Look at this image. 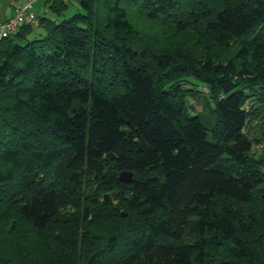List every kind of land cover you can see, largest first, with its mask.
<instances>
[{
  "label": "trees",
  "instance_id": "trees-1",
  "mask_svg": "<svg viewBox=\"0 0 264 264\" xmlns=\"http://www.w3.org/2000/svg\"><path fill=\"white\" fill-rule=\"evenodd\" d=\"M49 1L0 39V264H264V0Z\"/></svg>",
  "mask_w": 264,
  "mask_h": 264
},
{
  "label": "rangeland",
  "instance_id": "rangeland-1",
  "mask_svg": "<svg viewBox=\"0 0 264 264\" xmlns=\"http://www.w3.org/2000/svg\"><path fill=\"white\" fill-rule=\"evenodd\" d=\"M1 1H3V0H0V3H1ZM19 1L21 2V5H23L24 2H31L32 3V11L37 16L39 15V16H42V17L44 16L47 18L53 17L52 12L49 9V4H50L49 0H19ZM67 4H68L67 9L58 18H60V19L68 18L80 10L79 0H67ZM33 29L38 30V26L33 27ZM192 82L194 84H196L195 81H192ZM198 87H200V84H198ZM188 102L190 104H194L196 106L195 109L199 110L200 101H196V100L194 101L193 99L189 98ZM259 126H260L259 122L250 123L248 126H246L245 131L249 137L259 136V133H260V127ZM253 145H254V149H257V153H259L260 151H264V144L262 145V143H261V144H253Z\"/></svg>",
  "mask_w": 264,
  "mask_h": 264
},
{
  "label": "built area",
  "instance_id": "built-area-1",
  "mask_svg": "<svg viewBox=\"0 0 264 264\" xmlns=\"http://www.w3.org/2000/svg\"><path fill=\"white\" fill-rule=\"evenodd\" d=\"M9 5L13 8L14 14L4 20L0 18V39L16 32L22 25L38 26L39 20L32 11L31 2L20 5L17 0H9Z\"/></svg>",
  "mask_w": 264,
  "mask_h": 264
},
{
  "label": "crops",
  "instance_id": "crops-1",
  "mask_svg": "<svg viewBox=\"0 0 264 264\" xmlns=\"http://www.w3.org/2000/svg\"><path fill=\"white\" fill-rule=\"evenodd\" d=\"M0 9H1V17L4 18V19L5 18H8V17H10V16L13 15V9L9 5L8 0L1 1V3H0Z\"/></svg>",
  "mask_w": 264,
  "mask_h": 264
},
{
  "label": "water",
  "instance_id": "water-1",
  "mask_svg": "<svg viewBox=\"0 0 264 264\" xmlns=\"http://www.w3.org/2000/svg\"><path fill=\"white\" fill-rule=\"evenodd\" d=\"M106 157L107 158H112L113 156L111 154H108ZM131 178H132V173L131 172H121L118 175V180L121 181V182H129L131 180ZM112 197L116 198V193L115 192H112ZM121 216H124V214L121 213Z\"/></svg>",
  "mask_w": 264,
  "mask_h": 264
}]
</instances>
